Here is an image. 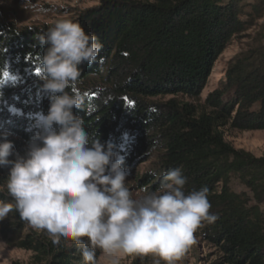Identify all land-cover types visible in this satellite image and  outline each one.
Returning <instances> with one entry per match:
<instances>
[{"label": "trees", "instance_id": "obj_1", "mask_svg": "<svg viewBox=\"0 0 264 264\" xmlns=\"http://www.w3.org/2000/svg\"><path fill=\"white\" fill-rule=\"evenodd\" d=\"M263 16L264 0H100L70 19L103 45L104 60L81 65L75 114L124 157L128 175L157 158L156 169L140 177V190L155 191L162 175L177 168L187 178L186 193L207 187L209 211L218 218L202 223L201 237L215 248V264H264V157L225 138V130L264 132V46L232 58L221 87L200 109L177 98L196 99L216 59ZM49 27L18 28L0 19V130L12 133L19 153L32 135V116L48 109L38 88L36 37ZM165 97L171 99L152 101ZM233 182L244 190L234 191ZM0 199L11 202L7 192ZM9 216L3 236L27 223L15 211ZM13 246L33 253V264H84L77 246L53 244L46 235H27ZM148 263L138 255L133 264Z\"/></svg>", "mask_w": 264, "mask_h": 264}, {"label": "clouds", "instance_id": "obj_2", "mask_svg": "<svg viewBox=\"0 0 264 264\" xmlns=\"http://www.w3.org/2000/svg\"><path fill=\"white\" fill-rule=\"evenodd\" d=\"M36 39L42 50L38 88L48 109L32 116L23 155L12 133L0 130V168L7 169L4 187L11 197L0 199V221L15 211L53 244L77 246L84 264H97V249L109 264L148 254L154 264H174L202 223L218 218L209 211L207 187L186 193L187 178L177 168L162 175L158 189H141L134 198L124 157L86 131L74 112L82 103L74 90L81 65L102 64L103 45L70 19L53 21Z\"/></svg>", "mask_w": 264, "mask_h": 264}, {"label": "rangeland", "instance_id": "obj_3", "mask_svg": "<svg viewBox=\"0 0 264 264\" xmlns=\"http://www.w3.org/2000/svg\"><path fill=\"white\" fill-rule=\"evenodd\" d=\"M244 1L249 4L254 2V0ZM99 2L100 0H28V2L25 3V0H0V19L12 23L18 28L41 27L44 25L52 26L53 21L57 19H73L79 12L95 7ZM246 10L248 11V9ZM259 46H264V16L257 20L251 29L234 38L223 53L216 59L208 76L206 85L196 99L177 98L178 101L191 104L197 109H200L206 97L213 91L219 89L224 82L228 62L241 52ZM170 99V97H165L152 101L165 102ZM225 138L235 149L251 153L257 158L264 157V132L225 130ZM21 148L20 154L23 155L26 147L22 146ZM156 162L157 158L151 157L145 163L137 165L135 171L126 177V186L129 188L134 198L143 194L139 189L141 186V182L139 181L140 177L144 174L153 172L157 167ZM4 170L7 173V169ZM231 188L236 192L244 190L242 186L235 182L231 184ZM0 191L3 193L7 192L4 186H0ZM8 222H10L9 215L4 220L0 221L2 224ZM5 224L0 225V228L3 229ZM202 228L203 224L194 232L193 242L188 247L187 251L178 260H175L174 264H215L217 258L215 248L202 239ZM31 234L49 236L44 231L34 229L28 222L22 225V230L15 234L3 236L0 231V264H11L14 261H19L22 264H33V253L13 246L17 240H22L26 238L27 235ZM99 252L100 255L97 258V264H109V261L105 258L103 253L100 250ZM137 256L138 255L123 256L119 259V264H133ZM145 256L149 260L148 264H154L155 257L151 254ZM161 263L164 264L163 261H161Z\"/></svg>", "mask_w": 264, "mask_h": 264}, {"label": "snow or ice", "instance_id": "obj_4", "mask_svg": "<svg viewBox=\"0 0 264 264\" xmlns=\"http://www.w3.org/2000/svg\"><path fill=\"white\" fill-rule=\"evenodd\" d=\"M25 59H27V58H25Z\"/></svg>", "mask_w": 264, "mask_h": 264}]
</instances>
